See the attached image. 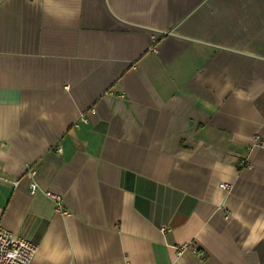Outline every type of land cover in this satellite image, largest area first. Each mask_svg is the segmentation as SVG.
Here are the masks:
<instances>
[{
	"label": "crops",
	"instance_id": "1",
	"mask_svg": "<svg viewBox=\"0 0 264 264\" xmlns=\"http://www.w3.org/2000/svg\"><path fill=\"white\" fill-rule=\"evenodd\" d=\"M0 178L30 264H264V0H0Z\"/></svg>",
	"mask_w": 264,
	"mask_h": 264
},
{
	"label": "built area",
	"instance_id": "2",
	"mask_svg": "<svg viewBox=\"0 0 264 264\" xmlns=\"http://www.w3.org/2000/svg\"><path fill=\"white\" fill-rule=\"evenodd\" d=\"M36 173L34 167L28 166V176L31 179H34ZM222 187L223 189H227L226 185ZM37 190L38 186L32 183L31 193H35ZM47 195L55 200L58 207H60L62 204V198L60 196L51 193H47ZM37 252V244L24 237L13 235L0 227V264H30Z\"/></svg>",
	"mask_w": 264,
	"mask_h": 264
}]
</instances>
